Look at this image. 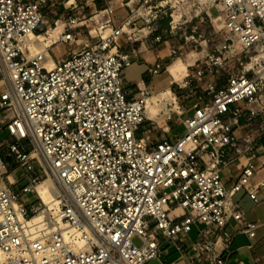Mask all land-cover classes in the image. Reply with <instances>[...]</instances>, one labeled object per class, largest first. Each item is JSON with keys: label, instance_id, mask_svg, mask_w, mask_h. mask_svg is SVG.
Instances as JSON below:
<instances>
[{"label": "built area", "instance_id": "2783aa9c", "mask_svg": "<svg viewBox=\"0 0 264 264\" xmlns=\"http://www.w3.org/2000/svg\"><path fill=\"white\" fill-rule=\"evenodd\" d=\"M43 1L0 0V125L17 141L9 144L17 162L33 172L20 192L0 183V264H149L166 239L175 241L179 255L165 264H264L257 256L250 263L231 261L237 234L248 237L250 249L264 240V216L249 217L235 198L245 189L255 204L264 201V180L251 184L257 156L251 153L230 183L221 168L222 150L236 148V132L264 135L256 117L264 110V0H183L188 10L179 19L212 15L215 8L225 39L203 63L186 62L179 86L219 68L227 79L222 86L208 82L212 96L194 105L177 138L155 145L138 133L153 119L145 111L152 90L146 78L135 82L136 92L129 90L122 70L133 60L138 20L146 35L162 41L159 27H152L160 6L110 0L102 23L110 32L58 56L50 45L39 51L25 42L44 23ZM71 35L64 29L62 39ZM165 69L157 61L150 71ZM20 140L31 144L27 151ZM41 175L52 176L66 196L64 228L46 234L25 221L40 205L19 202ZM177 206L181 212L171 216ZM198 224L199 237L190 242L183 233Z\"/></svg>", "mask_w": 264, "mask_h": 264}, {"label": "rangeland", "instance_id": "374dc122", "mask_svg": "<svg viewBox=\"0 0 264 264\" xmlns=\"http://www.w3.org/2000/svg\"><path fill=\"white\" fill-rule=\"evenodd\" d=\"M111 1L113 5L122 4V0ZM140 2L141 0H132L131 4L134 8H137ZM43 4L44 6L42 10L44 14V23L39 26L36 33H43L49 30L51 31L60 23L63 24L64 29L71 31L72 33V38L67 40L60 38L56 42L50 44L48 51L58 56L67 55L71 51L78 50L83 45L92 43L95 39L100 37V35H106L110 32V26L102 25L106 18V14L103 11L106 6L105 0H44ZM147 4H158L163 11L161 28L159 27L157 30L162 35V41H160L158 47L164 48L163 55L168 58V63L177 58H181L185 64L187 61L192 62L196 58L206 60L210 54L212 55L214 52L216 53L215 50L225 39V32L220 20L217 18L218 11L215 8H212L211 10L212 15L201 14L192 18L188 17L186 20L184 17L179 19L180 12L188 10V6L183 0H149ZM157 9L158 7L152 8V12L149 13L147 10L141 9L140 12L142 14H151ZM171 13L174 15V23L178 22L177 27L174 29L171 28ZM153 16L155 15H152V17ZM71 19L73 21H71ZM173 49L176 53L172 52L169 54L170 50ZM184 70H186L185 67L181 70L182 75L178 80L179 83H181L180 80L183 78ZM123 73L127 74L128 79H135L138 75L137 71H135L134 65L125 66L122 70V74ZM205 75L206 78H203V81L207 80V78L212 79L214 84L217 86L224 85L227 79V72L221 68H219L217 72H214V74L207 71ZM178 81L172 88L175 96V102L168 104L169 108L173 107V109L168 113H163L160 117L161 119H159L161 122L162 120L169 121L171 125L170 136H173L174 139H176L175 136L178 133L180 134L183 130V120L193 113L195 108L194 103L197 102L200 105L204 103L203 101L208 100L212 96V92H209L207 89L206 91H203V89H200V86H197L199 80H192L183 87H179ZM164 83L165 80L163 78L154 75L151 87L154 91H156L163 87ZM3 86L5 87V85ZM135 95L138 97L139 93H136ZM169 113H171V118L168 119L167 115ZM256 117L264 127V110L260 111ZM153 120H145L143 123L144 128L143 126L141 127L140 133L145 131L148 127V123ZM250 121L251 125L255 127L256 123L253 122V120ZM145 133H149L146 138L151 140L161 139V136L165 134L159 129L156 131L154 130L151 133ZM247 133L248 132L241 133L238 131L235 135L236 138H240L243 135H247ZM258 134V132H249V142L242 149L241 153L247 155L255 153L256 156L259 157V160L263 162L264 146H262V139L264 135L258 138ZM30 146L31 144L28 145V148H30ZM247 149L248 151H246ZM258 151H260V153ZM16 166H18L17 172H20L25 167L19 165V162L16 163ZM26 170L29 171V169ZM44 177V175H41V179ZM8 184L16 192L21 191V185L17 184L15 181L12 184ZM31 201H35L36 204L40 205L41 208L37 212L45 207L43 201L37 196L36 190L31 191L28 194H22L19 197L20 203L29 205ZM37 212H28L27 217ZM202 226L203 224L194 225L190 232L183 233V235L187 237L190 242L195 241L199 237V229ZM134 241L135 243L140 244L139 238H135ZM245 241L244 236H238L235 243L241 244ZM162 249L163 251L160 256L150 260L149 264H165L174 260L179 255L176 243L172 239L164 240L162 243ZM180 264H184V261H181ZM204 264L208 263L205 262Z\"/></svg>", "mask_w": 264, "mask_h": 264}, {"label": "crops", "instance_id": "0c3cea01", "mask_svg": "<svg viewBox=\"0 0 264 264\" xmlns=\"http://www.w3.org/2000/svg\"><path fill=\"white\" fill-rule=\"evenodd\" d=\"M110 0H105V4L107 5ZM132 0L130 1V3ZM126 8H120L119 12H125ZM141 22V23H140ZM161 22H162V14L159 15V18L155 20V22L152 24L153 28L160 27L161 28ZM135 31V41L130 46V49H134L135 51L132 54V63L129 66L135 67V71H137V77L135 79H128L127 74L123 73V79L125 82V86L131 90L136 92V86L135 82L139 80L140 78H146L148 81V84L152 90V92H158L160 90H163L165 88H173L175 85L176 81L174 80L173 74L170 72L168 69V58H166L163 55L164 48H159L158 44L160 42H156L153 39V35H146L147 27L144 26V21L143 19L138 20L136 27L134 28ZM156 33H159L156 31ZM162 36V35H161ZM125 35H123V38ZM174 50V49H173ZM173 50H170L169 54ZM157 61L163 62L166 66L167 69L161 71L159 74H151V66L154 65ZM201 60V63H203ZM155 76H159L165 80V83L163 84V87L159 88L158 90L154 91L151 87L152 80ZM206 76V75H205ZM204 76V79L206 78ZM199 80L198 82V87L200 86V89H203V91H206L208 82L212 81V79L207 80ZM128 84H127V83ZM179 82V81H178ZM3 82L0 80V91L4 89ZM132 86V87H131ZM183 87V86H179ZM138 93V92H137ZM206 101V100H205ZM203 101V102H205ZM197 104V102L194 103V105ZM153 120V119H151ZM148 127L145 129V131H142V133H139V136L143 137L145 136V141L149 143L150 145H155L158 141L169 138V139H174V137L170 136V129L171 125L168 120H153L147 125ZM144 128V125H143ZM161 130L164 135L161 136V139H156V140H151L147 139L145 132H153L154 130ZM179 133L175 136H177ZM17 142L13 136L9 134L8 129L6 126L0 125V178L5 179L7 183H14V181L21 185V187L30 181V177L32 175L31 170H26L27 168L24 167L23 170L20 172H17L18 166H16L17 160L13 154V152L10 151L9 149V144ZM20 147L24 151H27L28 148V141L27 140H20L19 142ZM262 146H264L262 144ZM235 147H229L225 148L222 150V163H221V168H222V173L224 177L230 181L240 172L242 166L246 163L247 159L249 158V155L247 154H242L241 151L237 149V142L235 141ZM259 162V163H258ZM254 163L257 164L258 168L254 176L251 178V184L253 186L257 185L260 183L262 180H264V165L261 164V160H259V157H256L254 159ZM20 165V164H19ZM25 169V170H24ZM259 195L261 197L264 196V192L260 191ZM235 198L237 201L240 203L242 208L248 212V216L251 218H259L263 217L264 214V201L261 202L260 204H255L254 200H252L249 196L248 193L246 192L245 189H242L239 191ZM238 236H244L245 242L241 244H236L235 240ZM249 242L248 237L245 234H237L234 238L233 241V247L235 248V251L232 254L231 261L232 262H237L238 260H243L246 263H250L254 257H261L264 259V240L261 242H258L254 248H249L247 246Z\"/></svg>", "mask_w": 264, "mask_h": 264}, {"label": "bare ground", "instance_id": "6f19581e", "mask_svg": "<svg viewBox=\"0 0 264 264\" xmlns=\"http://www.w3.org/2000/svg\"><path fill=\"white\" fill-rule=\"evenodd\" d=\"M64 32L63 24H59L53 30L43 33L29 32L26 35L25 42L30 46L31 50H45L47 46L62 38ZM65 37V36H64ZM186 67L185 62L181 58H177L168 64V69L173 74L174 80L178 81L182 75V69ZM185 72V70H184ZM184 75V73H183ZM175 102V96L171 88H165L158 92H152L145 99V111L148 118L161 119L163 113H168L173 107L169 108L168 104ZM237 149H242L248 144V136L243 135L236 140ZM31 155H36L35 151ZM0 183L6 184L5 179L0 178ZM37 196L43 201L45 207L39 212L25 218L26 225L35 231L48 233L53 230L64 228V223L60 218V208L65 203L64 190L52 176H45L35 184ZM181 212V207L177 206L170 210V215ZM68 229H73L68 227Z\"/></svg>", "mask_w": 264, "mask_h": 264}, {"label": "trees", "instance_id": "16d2710c", "mask_svg": "<svg viewBox=\"0 0 264 264\" xmlns=\"http://www.w3.org/2000/svg\"><path fill=\"white\" fill-rule=\"evenodd\" d=\"M262 142H263V144H264V137H263V139H262Z\"/></svg>", "mask_w": 264, "mask_h": 264}]
</instances>
